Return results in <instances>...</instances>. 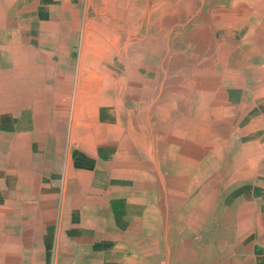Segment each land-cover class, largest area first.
Listing matches in <instances>:
<instances>
[{
	"label": "rangeland",
	"instance_id": "1",
	"mask_svg": "<svg viewBox=\"0 0 264 264\" xmlns=\"http://www.w3.org/2000/svg\"><path fill=\"white\" fill-rule=\"evenodd\" d=\"M163 84L188 88L193 139L225 142L226 162L245 158L261 178L264 0H0V184L27 161L58 163L51 150L69 146L70 119L76 145L99 142L102 104L125 98L134 110L133 95Z\"/></svg>",
	"mask_w": 264,
	"mask_h": 264
},
{
	"label": "crops",
	"instance_id": "2",
	"mask_svg": "<svg viewBox=\"0 0 264 264\" xmlns=\"http://www.w3.org/2000/svg\"><path fill=\"white\" fill-rule=\"evenodd\" d=\"M148 97L133 95L134 110L125 98L102 104L99 142L85 133L76 145L69 116V146L51 150L58 163L36 172L26 159L0 184L1 264H264V174L254 179L245 158L226 162L219 139H193L187 87Z\"/></svg>",
	"mask_w": 264,
	"mask_h": 264
}]
</instances>
